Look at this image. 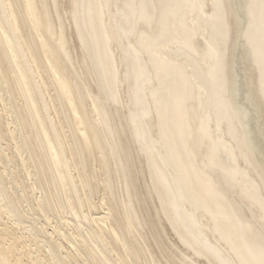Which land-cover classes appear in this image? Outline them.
<instances>
[{"label":"bare ground","instance_id":"obj_1","mask_svg":"<svg viewBox=\"0 0 264 264\" xmlns=\"http://www.w3.org/2000/svg\"><path fill=\"white\" fill-rule=\"evenodd\" d=\"M2 93L0 264H264V0H0Z\"/></svg>","mask_w":264,"mask_h":264},{"label":"rangeland","instance_id":"obj_2","mask_svg":"<svg viewBox=\"0 0 264 264\" xmlns=\"http://www.w3.org/2000/svg\"><path fill=\"white\" fill-rule=\"evenodd\" d=\"M4 95H5V96H4ZM0 97H1V98H0V99H1V100H0V106H1V107H0V114L4 115V113L6 112L5 115H4V116L6 117V115H7V116L9 115L8 112H10V111H9L10 107H8V105H7V107H6V104L9 103V100H8L9 98H8V96H7V93H5V94L2 93V95H0ZM2 99L6 100L7 103L4 104ZM1 102H2V103H1ZM1 104H2V105L4 104V107H2ZM1 108H3V110L5 109L4 112H3V110H2ZM6 108H7L8 110H6ZM1 111H2V113H1ZM8 119H9V120H6V121H12V120L10 119V117H8ZM6 121H4V123H5L6 126H4L3 131L6 132V129H8V128L10 129L12 126L14 127L13 129H15V127H16V125H15L16 122L12 121V122H11L12 125H11V123H10V124H9L10 126H9V125L7 126V124H8L9 122L7 123ZM13 123H14V125H13ZM5 127H6V129H5ZM7 127H8V128H7ZM11 129H12V128H11ZM13 129H12V130H13ZM1 130H2V129H1ZM1 140H2V139H0V141H1ZM3 140H4L5 142H3ZM3 140H2L0 143H1V145L4 147V149L2 148V146H0V148H2V149L4 150L3 152H7V154H5V153L3 154L2 158H4V159L0 158V165L2 166V168H4V166H3L4 164H5V166H6V165L10 166V167L6 166V167H8V168H12V167L14 168V167L16 166L17 169H16V168H14V169L12 168L13 170H19V169H20L19 166H20V167H21V169H20L21 174H24V173H25V171H24L25 167H23V164H21L22 162H21V163L18 162V161H12V162H10L11 160H10V161H6V158H7V160H9V158H13V157H15L16 152H14V151H16V149H15V147H14V146H15V145H14V141H13V143H12V142H11V143L9 142V144H8V140H7V139H3ZM2 142H3V143H2ZM6 143H7V144H6ZM11 145H13V146H11ZM10 147L13 148V149H11ZM6 148H7V149H6ZM9 148H10V149H9ZM2 149H1V150H2ZM5 149H6V150H5ZM14 149H15V150H14ZM8 151H10V152L8 153ZM10 153H11V154H10ZM4 155H7V157L5 158ZM8 156H10V157H8ZM2 160H3V161H2ZM1 161H2V162H1ZM5 162H6V163H5ZM9 162H10V163H9ZM13 162H14V163H13ZM1 163H2V164L4 163V164L2 165ZM7 163H9L10 165L7 164ZM11 163H12L13 165L16 163L17 165L15 164V166H13ZM6 167H5V168H6ZM28 169L31 170V168H28ZM22 172H24V173H22ZM26 178H27V176H26ZM26 178H25V180H24L25 182L28 180V178H27V180H26ZM28 181H29V180H28ZM28 181H27V182H28ZM7 218H8L10 221L7 220ZM12 219H13V218H9V217H7V215L4 216V220L8 221V222H9L8 224L11 225V228H12L11 231H12V232H17V233H14V235H16V234H17V235H21V232H23V231H25L26 229H28V230H26L27 232L25 231V234H23V233H24V232H23L22 235H26V238H27V236H28L29 239L27 238L26 241H27V243H28L29 245H31V246H29L30 248H32V249H33V248H36V250H37V246L39 245V250L37 251V254H38V255L40 254V256L44 259V262H45V263H43V264H49V263H51V262H54V260H55V262H56V263H54V264H57V263L60 264V263L58 262V260H57L58 258H57V259H55L56 257H55V258H54V257L52 258V255L49 254V251H47V249H48L47 245L43 244L44 242H43V243L41 242V240H40V238L38 237V235L35 236L36 234L33 232L34 230H33V229L31 228V226H30V225H31L32 223H34V222H35V223H38L39 221H40V222L43 221V220H44L43 217H41L40 220L38 219L39 221H38L37 219L34 220V221H33V220H30V221L27 220V222H26V223H23V224H21V223H20V224H17V222H18L17 220H18V219H13L14 221H13ZM53 220H54V219H53ZM16 221H17V222H16ZM54 221L56 222L57 219H55ZM10 222H11L12 224H11ZM14 222H15V223H14ZM13 223H14V224H13ZM54 224H55V223H54ZM14 225H15V226H14ZM17 225H18V226H17ZM21 225H22V226H21ZM13 226H14V227H13ZM19 227H20V229H17V228H19ZM24 227H25V228H24ZM28 227H29V228H28ZM11 228H10V229H11ZM30 228L32 229V231H30V230H31ZM16 229H17V231H16ZM21 229H22V230H21ZM18 230H19V231H18ZM48 230H50V229H48ZM64 230L66 231V233L69 232V229H68V228H64ZM20 231H21V232H20ZM29 231H30V233H29ZM67 231H68V232H67ZM18 232H20V233H18ZM31 232H33L34 234L31 233ZM26 233H27V234H26ZM29 235H30V237H29ZM32 236H33V237H32ZM36 237H38V238L36 239ZM30 238H31V239H34V240H33L34 242L31 241ZM29 241H30V242H29ZM35 241H36V242H35ZM39 241H40V242H39ZM32 242H33L34 244H33ZM36 243H37V244H36ZM41 243H42V244H41ZM35 244H36L37 246H36ZM33 245H34V246H33ZM40 248H42V249H43V248H44V249L46 248V250L43 249V250H44V251H43V250H41ZM42 251H43V252H42ZM40 252H41V253H40ZM44 253H45V254H44ZM41 254H42V255H41ZM46 254H47V256H45ZM48 254H49V255H48ZM43 256H45L46 258L43 257ZM48 256H50V257H48ZM50 258H51L52 260H53V259H54V260L52 261ZM45 259H46V260H45ZM56 260H57V261H56ZM46 261H48V262H46ZM50 261H51V262H50Z\"/></svg>","mask_w":264,"mask_h":264}]
</instances>
